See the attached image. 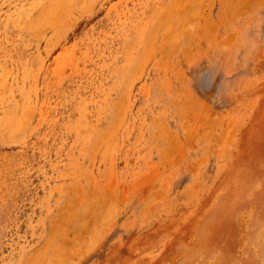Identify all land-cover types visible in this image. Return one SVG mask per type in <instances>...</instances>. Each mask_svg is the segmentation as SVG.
<instances>
[{"label": "rangeland", "instance_id": "obj_1", "mask_svg": "<svg viewBox=\"0 0 264 264\" xmlns=\"http://www.w3.org/2000/svg\"><path fill=\"white\" fill-rule=\"evenodd\" d=\"M0 264H264V0H0Z\"/></svg>", "mask_w": 264, "mask_h": 264}, {"label": "bare ground", "instance_id": "obj_2", "mask_svg": "<svg viewBox=\"0 0 264 264\" xmlns=\"http://www.w3.org/2000/svg\"><path fill=\"white\" fill-rule=\"evenodd\" d=\"M58 8V7H57ZM61 8V7H60ZM59 10V9H58ZM56 20V19H55ZM56 24V23H55ZM215 124V123H214ZM96 216V215H95ZM72 243H73V241H72ZM76 243H74V245H75ZM74 249V248H73ZM62 251V250H61ZM68 252V251H67ZM67 252H65V253H67ZM61 253H63V252H61ZM178 254V253H177ZM63 255H64V253H63ZM69 255V254H68ZM60 256V255H59ZM55 258V257H54ZM61 258V257H60ZM57 259V258H56ZM56 261V260H55ZM57 262H58V259H57Z\"/></svg>", "mask_w": 264, "mask_h": 264}]
</instances>
